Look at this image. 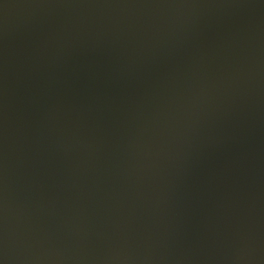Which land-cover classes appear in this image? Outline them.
<instances>
[{
	"label": "water",
	"instance_id": "water-1",
	"mask_svg": "<svg viewBox=\"0 0 264 264\" xmlns=\"http://www.w3.org/2000/svg\"><path fill=\"white\" fill-rule=\"evenodd\" d=\"M0 264H264V0H0Z\"/></svg>",
	"mask_w": 264,
	"mask_h": 264
}]
</instances>
